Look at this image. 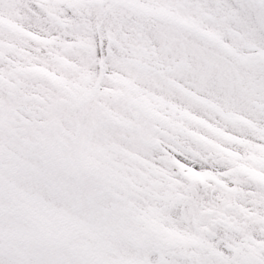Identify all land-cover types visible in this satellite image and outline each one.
Here are the masks:
<instances>
[{"label":"snow or ice","instance_id":"6c2138e0","mask_svg":"<svg viewBox=\"0 0 264 264\" xmlns=\"http://www.w3.org/2000/svg\"><path fill=\"white\" fill-rule=\"evenodd\" d=\"M0 264H264V0H0Z\"/></svg>","mask_w":264,"mask_h":264}]
</instances>
